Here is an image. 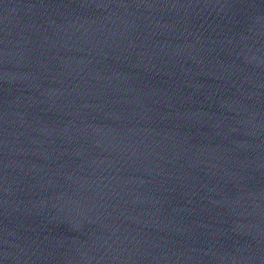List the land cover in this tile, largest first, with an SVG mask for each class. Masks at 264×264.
I'll return each instance as SVG.
<instances>
[{
  "label": "water",
  "instance_id": "95a60500",
  "mask_svg": "<svg viewBox=\"0 0 264 264\" xmlns=\"http://www.w3.org/2000/svg\"><path fill=\"white\" fill-rule=\"evenodd\" d=\"M0 264H264V0H0Z\"/></svg>",
  "mask_w": 264,
  "mask_h": 264
}]
</instances>
